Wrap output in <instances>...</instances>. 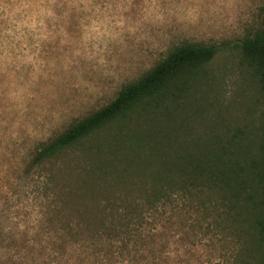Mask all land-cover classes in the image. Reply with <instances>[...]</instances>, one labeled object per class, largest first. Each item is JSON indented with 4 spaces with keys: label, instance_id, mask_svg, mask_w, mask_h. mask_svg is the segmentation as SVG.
<instances>
[{
    "label": "rangeland",
    "instance_id": "obj_1",
    "mask_svg": "<svg viewBox=\"0 0 264 264\" xmlns=\"http://www.w3.org/2000/svg\"><path fill=\"white\" fill-rule=\"evenodd\" d=\"M260 31L264 0H0V264H253L250 238L209 193L149 210L151 174L116 129L28 167L41 143L187 43L227 49L179 102L184 137L253 133L264 103L229 47ZM126 208L142 216L114 239Z\"/></svg>",
    "mask_w": 264,
    "mask_h": 264
},
{
    "label": "trees",
    "instance_id": "obj_2",
    "mask_svg": "<svg viewBox=\"0 0 264 264\" xmlns=\"http://www.w3.org/2000/svg\"><path fill=\"white\" fill-rule=\"evenodd\" d=\"M225 47L189 43L176 46L124 85L107 105L41 143L33 153L28 171L45 167L88 138L116 129L111 140L119 135L122 140L117 146L140 152L135 155L141 160L143 175L151 174L152 191L144 198L149 210L171 204L173 197L186 195L192 189L201 195L209 193L235 226L236 234L250 238L247 250L252 263L264 264V106L258 117L263 122L260 127H253L260 132L259 136L254 131L244 134L238 130V136L227 133L228 136L217 135L202 142L189 141L184 137L185 130L181 131L187 114L179 102L187 97L203 68ZM231 49L252 70L256 93L264 103V31L244 37ZM258 102L256 99L252 107ZM131 122L134 126H129ZM129 209L126 208L114 239L117 236L120 240L117 232L131 229L129 224L139 220L141 211Z\"/></svg>",
    "mask_w": 264,
    "mask_h": 264
}]
</instances>
